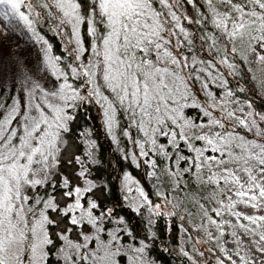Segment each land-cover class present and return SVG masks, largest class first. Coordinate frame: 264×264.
<instances>
[{"label": "snow or ice", "instance_id": "1", "mask_svg": "<svg viewBox=\"0 0 264 264\" xmlns=\"http://www.w3.org/2000/svg\"><path fill=\"white\" fill-rule=\"evenodd\" d=\"M185 3L196 10L195 16L188 15ZM203 3L206 12L196 0H0V16L18 17L29 29L33 17L42 18L40 9L56 22L54 32L70 28L67 43L74 42L73 59L79 62L68 65L70 75L89 86L87 96H81V89L69 83V73L58 66L62 58L51 56L49 46L45 67L62 82L53 91L34 85L23 106L15 100L0 118V264H117L121 254L128 264H147L146 245L125 247V230L106 231L113 209L101 210L91 198L85 201L95 187L92 181L81 187L58 176L62 134L74 119L67 109L88 98L103 109L109 134L118 113L143 134L132 140L127 129L123 132L138 147L139 157L146 158L153 170L149 176H156L159 167L153 157L165 160L161 171L172 189L169 195H157L174 208L184 205L192 232L200 234L188 236L194 249L197 243L207 244L215 264H264V113L245 112L238 98L231 99L235 93L218 68L235 74L230 58L240 54L246 59L248 53L264 64V0ZM209 84L225 88L224 98L217 100ZM197 85L207 106L197 100ZM188 107H199L207 122L186 119ZM247 108L252 109L251 103ZM161 137L167 144L159 143ZM181 142L192 155L180 154ZM75 159L83 179L88 170L79 156ZM124 180L131 194L129 185L136 182L127 175ZM58 188L63 191L57 194ZM135 191L142 202L134 211L148 205L150 216L162 214L142 188ZM172 193L176 196L170 199ZM241 205L253 211H239ZM181 231L188 229L181 225ZM183 255L191 259L187 251Z\"/></svg>", "mask_w": 264, "mask_h": 264}, {"label": "trees", "instance_id": "2", "mask_svg": "<svg viewBox=\"0 0 264 264\" xmlns=\"http://www.w3.org/2000/svg\"><path fill=\"white\" fill-rule=\"evenodd\" d=\"M196 3L202 12L207 11V5L203 3V0H196ZM185 8L189 16L196 15V10L191 5L185 3ZM39 11L42 18L33 17V29L38 36H41L48 42L47 44L51 46V52L55 56L62 58L59 63L67 73L69 72V69L66 67L67 64L76 63L70 59L69 47L65 41L66 36L69 35L70 28H67L62 33L54 32L52 29L56 22L47 16L46 10L40 9ZM81 37L85 40V47H88L90 38L86 36L83 25L81 26ZM257 50L259 51L258 48ZM85 56L87 57L88 53H85ZM230 60L236 64L235 74H229L230 70L228 68L218 66L219 71L223 73L224 78L228 81L226 87L235 93V97L240 102L251 103L252 109H249V111L264 113V64L257 61L255 53H248L246 59L241 58V55L237 54L235 57H231ZM80 80L81 78L72 79L69 74V82L74 87H80L77 84ZM240 89H243V91H240ZM209 90L218 98L221 90L225 89L217 87L214 84H209ZM0 91V104L5 106L9 102L10 92ZM102 91L111 98L110 93L104 89ZM194 91L197 93V100L200 105L207 106V97L199 92L198 85ZM102 110L101 106L91 98L85 102L78 103V106L71 114L74 119L69 122V131L62 134L65 143L60 152L58 176H67L73 185L81 187L84 186L85 180L92 181L95 187L91 193L85 194V201L91 198L100 205L101 210L113 209L112 218L106 220L104 224L106 231L116 227L125 230L121 232L123 237L121 244L125 247L146 245L143 255L147 264H193V261H195V264H198L190 254L191 259L183 255L185 251L183 246L188 236L191 234L194 237L200 235L199 233L192 232L183 204L177 208H174L171 204V212L168 213L160 210L162 214L159 216L154 215L150 223L148 217L144 216L140 210L138 212L134 211L136 207L122 197L121 182L123 176L127 173L135 177L153 203L164 201L157 195V191L169 195L172 189V181L161 171L166 163L162 157H153L159 165L156 169V176H149V173L153 170H150L148 165L143 161L137 164L134 163L129 150L135 148V144L128 137L121 135L120 132L121 129H127L135 140L143 138V136L134 127L126 128L125 121L128 120L123 113L117 114V126L113 129L112 134H109L104 117H102ZM209 110L213 111V115H220L218 110ZM183 111L185 118L192 120L193 123L207 122L208 120V117L203 115L199 107H188ZM177 131L179 130L177 129ZM237 131L243 133L242 129L238 128ZM245 134L251 137V134ZM113 135L115 136V140H113ZM159 143L167 144V138H159ZM195 144L196 146H202V142L200 141H196ZM89 152L93 154L91 157L88 156ZM180 154L186 156L192 155V153L188 152L183 142L180 145ZM77 156L81 158L84 162V167L88 170L83 179L77 175L81 171V165L76 163L75 158ZM173 156H175V153H173ZM167 163L171 164L170 161ZM62 191L63 189L58 188L57 194ZM175 196L176 193H172L170 199ZM176 202L173 199V203ZM238 210L244 212L242 205L239 206ZM171 213H175V215ZM181 216H185V219L181 220ZM118 220H123L124 223L118 225L116 223ZM181 225L188 229L187 233L181 231ZM62 227L63 225L60 226V228ZM60 228L56 230L58 231ZM128 232L131 233V236L127 235ZM70 238L74 239L75 237L72 236ZM116 260L117 264H128L127 257L123 254L116 257ZM204 263L215 264L214 257H211L207 251Z\"/></svg>", "mask_w": 264, "mask_h": 264}, {"label": "rangeland", "instance_id": "3", "mask_svg": "<svg viewBox=\"0 0 264 264\" xmlns=\"http://www.w3.org/2000/svg\"><path fill=\"white\" fill-rule=\"evenodd\" d=\"M2 7V6H0ZM22 11H27L26 9H21ZM70 31L69 35L66 36V44L69 47V53H70V59L73 61V57L75 55L74 52H72V49L75 47L74 42L73 43H67V41L70 39ZM44 38L41 36H38L34 29H29L26 27L23 21H20L18 17H13L9 15L7 18L0 16V90L3 92H10L9 96V102L6 104L1 110V118L2 115L5 114L6 110L10 109L14 103L15 100H19L21 102V105L23 106L28 97L26 95L27 91L32 89L34 85H39L41 88H43L45 91H53L56 89L58 84L61 81H57L54 76L51 74V70L47 69L44 64V50L49 47L48 44L44 43ZM259 49V46H257ZM52 51V50H51ZM51 56L55 57V55L51 52ZM66 62V61H65ZM76 63L73 64V66L78 65L79 62L75 61ZM58 66L63 70V67L60 65L59 62ZM70 64V63H69ZM67 64V69L68 65ZM66 72V71H65ZM70 74V69L69 72ZM71 83V82H69ZM81 89V96H87V89L89 86L84 85V79L81 78L80 81L77 83ZM225 89V88H223ZM1 92V91H0ZM40 93L37 91V96H39ZM225 95V90H221L220 96L217 98V100L223 99ZM89 99V98H88ZM92 99V98H91ZM231 99H237L235 96ZM93 100V99H92ZM240 102V101H239ZM241 106L244 107L245 112L249 111L247 108V103L240 102ZM231 107L235 108L236 105L232 104ZM74 109L68 108L67 113L72 114ZM239 115V113H238ZM102 117L103 110H102ZM105 120V118H104ZM15 123V122H14ZM129 121H125L126 128L129 125ZM126 129H121L120 134L123 135V132ZM143 136V134L141 133ZM142 139V138H140ZM132 140H135L132 138ZM137 140V139H136ZM134 149V151H133ZM88 152V151H87ZM129 153L133 155H136V160L134 161L135 164H137L140 161H143L146 158L139 157V149L135 145V148H131L129 150ZM149 156H152V153H149ZM151 170V168H150ZM130 176L133 181H135V184L129 185L133 189L132 193L129 194L126 187H125V176ZM141 186L136 181L135 177L131 175L130 173H127L123 176L122 182H121V191H122V197H128L127 200L134 206L137 207L139 203L142 202V198L138 196L135 189ZM150 200V199H149ZM160 205V210L163 212H171V204H166L165 201L156 202L152 205ZM139 210L143 213L144 216L148 217V220H151L154 218V215L149 214L148 212V205H145L144 207H140ZM242 210L246 213H250L253 210L249 208H244L242 206ZM198 223V220L196 221ZM192 235V234H191ZM226 239H231L230 237H225ZM228 247H233V245H227ZM208 248L207 244L203 243H197L195 244V249L193 248V242H190L189 239L185 240L183 249L187 251L196 261L198 264H205L204 260L206 258V249ZM198 250V251H197ZM199 252H204V256H200Z\"/></svg>", "mask_w": 264, "mask_h": 264}]
</instances>
